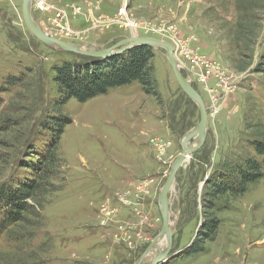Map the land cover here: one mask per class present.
I'll return each instance as SVG.
<instances>
[{"label": "rangeland", "instance_id": "obj_1", "mask_svg": "<svg viewBox=\"0 0 264 264\" xmlns=\"http://www.w3.org/2000/svg\"><path fill=\"white\" fill-rule=\"evenodd\" d=\"M31 15L46 34L87 49L133 34L188 43L194 52L179 54L189 69L198 67L194 55L214 67L206 83L191 71L187 79L207 107L208 128L168 192L173 235L163 264H264V168L246 192L215 199L216 233L197 238L211 216L206 181L259 158L252 141L264 139V73L255 71L264 56V0H31ZM152 50L151 92L135 80L60 107L70 122L45 169L53 175L23 221L0 234V264L137 263L161 227L158 196L181 140L199 121L165 49ZM76 59L32 35L22 0H0V186L33 175L28 166L51 138L39 121L56 110L53 68ZM9 77L21 82L9 85ZM195 239L201 250L184 254ZM151 249L141 264L151 263Z\"/></svg>", "mask_w": 264, "mask_h": 264}, {"label": "trees", "instance_id": "obj_2", "mask_svg": "<svg viewBox=\"0 0 264 264\" xmlns=\"http://www.w3.org/2000/svg\"><path fill=\"white\" fill-rule=\"evenodd\" d=\"M152 51L151 46L139 45L105 60L77 54L76 60H65L53 68V80L57 85L58 92V97L53 103V108L56 110L53 114L44 116V120L39 121L40 127L48 131L51 137L50 142L41 159L32 167L28 166L33 174L29 179L27 178L28 180H21L15 185L5 183L0 186V234L6 232L10 225L15 226L23 221L26 212L31 208L28 201L36 200L40 196V188L53 175V173L45 175L47 174L45 169L56 162L60 136L70 122L69 117L59 112L60 107L71 98L81 102L86 101L106 93L110 88L122 86L135 80L139 81L148 93L151 92L153 86L151 79ZM249 64L250 62L247 63V65ZM246 67H240V71ZM255 71L264 73V56L256 64ZM7 79L9 85L21 82L20 77ZM261 141L264 142V139L257 138L252 141L255 153L259 158H247L234 167L233 165L224 166L216 178L206 181L210 191L206 198L208 204L204 201V206L210 210L211 216L197 234V238H199L205 231L206 235L202 243L207 238L211 239L217 230L218 220L214 215V211L218 209L216 200L225 194L240 195L262 177L264 143ZM231 168L233 170H230ZM231 171L234 174L231 175ZM206 188L205 186L204 189L206 190ZM197 242L198 240L195 239L184 254L196 253L201 250V247L196 248Z\"/></svg>", "mask_w": 264, "mask_h": 264}, {"label": "water", "instance_id": "obj_3", "mask_svg": "<svg viewBox=\"0 0 264 264\" xmlns=\"http://www.w3.org/2000/svg\"><path fill=\"white\" fill-rule=\"evenodd\" d=\"M22 14L27 28L36 39L44 44L58 48L65 52H72L84 56L104 59L116 54L124 53L132 47L139 45L161 47L165 49V55L170 64L175 80L177 81L181 90L196 104L199 111V121L190 131L186 133V135L181 140V151L174 159L167 178L158 196L159 213L161 217V227L159 229V232L153 237L144 252L140 255L136 264H141L142 260L145 258L146 253L153 247V245H155V243L159 239V236H161L162 234H165L167 237L166 245L156 254L150 264L165 263L166 261L163 260L168 256L173 235V230L171 227H169L168 192L173 185L177 169L183 164V162L188 158L189 154L192 151L198 149L203 144L208 128L207 107L205 106L200 94L193 88V86H191L187 78L181 74L180 69L177 66V60L173 53L172 44L168 41L150 37H139L132 34L131 36L122 39L121 41L115 43L110 47L99 50L87 49L83 45L74 44L54 38L41 30V28L34 21L31 15V0H22Z\"/></svg>", "mask_w": 264, "mask_h": 264}, {"label": "built area", "instance_id": "obj_4", "mask_svg": "<svg viewBox=\"0 0 264 264\" xmlns=\"http://www.w3.org/2000/svg\"><path fill=\"white\" fill-rule=\"evenodd\" d=\"M170 43L173 46V53H174V56L177 60V63L179 64V69L181 70L182 68H184V70H186V73L188 75V76H186V78L188 80H190L189 77L191 78L190 75L192 73L198 77L199 81L206 83L208 81V79L213 75L214 67L203 57H199L197 55H194V56H192V58H193L192 62L195 63L196 65H198V67H195L192 65V66H190V69H189V67L187 65H185V63L183 62V58L180 56L179 51H183L184 47L188 48V50L186 52H188L189 54L193 53L194 51L191 48H189L188 43H185V46L182 44L179 46V45H177V43L173 42L172 40H170ZM190 58H191V56H190ZM190 71H191V73H190Z\"/></svg>", "mask_w": 264, "mask_h": 264}, {"label": "bare ground", "instance_id": "obj_5", "mask_svg": "<svg viewBox=\"0 0 264 264\" xmlns=\"http://www.w3.org/2000/svg\"><path fill=\"white\" fill-rule=\"evenodd\" d=\"M178 64V63H177ZM179 67V64L177 65ZM189 143V142H188ZM187 143V144H188ZM169 211V210H168ZM171 214V213H170ZM169 217V227L172 226L173 224V221L171 220L170 216ZM166 240H167V237L165 234H162L161 236H159V239L157 240V242L155 243V245H153V248L151 249V254H150V257L153 259L156 254L162 250V248H164V246L166 245ZM150 251V250H149ZM148 251V252H149ZM147 252V253H148Z\"/></svg>", "mask_w": 264, "mask_h": 264}]
</instances>
